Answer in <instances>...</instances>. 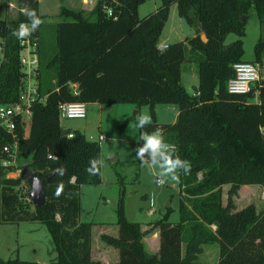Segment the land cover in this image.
Returning a JSON list of instances; mask_svg holds the SVG:
<instances>
[{
  "label": "trees",
  "instance_id": "1",
  "mask_svg": "<svg viewBox=\"0 0 264 264\" xmlns=\"http://www.w3.org/2000/svg\"><path fill=\"white\" fill-rule=\"evenodd\" d=\"M142 1L96 0L88 10L60 4L56 50L48 56L40 45V26L34 32L39 41V98L30 105L27 134L24 123L16 120V162L0 163V221L46 223L56 251L55 264H102L93 254L92 222L79 219L81 185L101 181V171L94 176L86 171L92 157L100 158V144L78 130L68 128L71 136L61 134L58 104L82 100L106 106L132 102L139 107L144 102H173L178 106L174 121L154 119L138 131L140 136L141 131L161 128L165 141L191 164L190 173H181L178 181L179 218L170 221L172 207H165L152 223L159 236L158 249L148 250L141 223L124 214L122 188L116 209L117 234H99L117 253L116 259L104 264H210L196 258L202 244L214 242L219 246L216 264H264V208L257 210L253 202L236 207L234 197L242 184L264 185V79L258 86L259 101L253 99V90H227V81L235 74L233 63L243 60L241 37L249 8L253 6L263 22L264 0H161L153 11L140 16ZM171 3H176L179 16L184 15L190 25L193 16L196 18L199 32L185 36L187 42L178 40L159 47ZM16 6L13 17L0 12L3 103L16 101L20 92V44L11 29L27 22L25 9L35 10L42 19L38 0H17ZM230 32L237 37L225 42ZM253 52V60H263V37L257 38ZM184 59L196 65L194 92L181 81ZM72 82L77 83L75 92ZM12 140L11 133L0 125V148ZM2 156L8 155L0 151ZM25 167L43 178L46 199L33 208L27 181L7 174L14 169L23 172ZM58 168H63L62 176L57 174ZM47 174L49 178H45ZM24 183L26 194H19L16 187ZM61 183L63 192L57 197ZM225 183L229 187L223 203ZM99 247L104 245L97 250ZM0 264L39 262L0 256Z\"/></svg>",
  "mask_w": 264,
  "mask_h": 264
},
{
  "label": "rangeland",
  "instance_id": "2",
  "mask_svg": "<svg viewBox=\"0 0 264 264\" xmlns=\"http://www.w3.org/2000/svg\"><path fill=\"white\" fill-rule=\"evenodd\" d=\"M11 1L12 3L7 4L5 0H0L1 15L5 14L10 17L16 15L17 0ZM56 2V0H43V5L40 8L44 15H42L43 23L40 25L39 41L46 56L56 50L55 25L59 20ZM59 2L68 4L69 0ZM93 2L89 5H92ZM160 2L161 0H143L138 6L139 15L144 16L153 11ZM85 9L88 10V6ZM180 17L176 3H171L168 18L162 29V34L169 43L178 41L179 38H185L180 27ZM191 27L194 29L191 35L199 32V25L194 16ZM260 36L264 38V21L259 20L254 7L251 6L245 24V34L241 37L244 48L242 58L253 59L254 43ZM236 37L235 33L230 32L226 35L225 42ZM194 72L196 73L195 63L184 59V62L181 63V81L189 92L196 90L193 86L196 80L193 81L192 78ZM176 109L177 104L173 102H154L152 104L144 102L139 107H136L132 102H119L107 106V109H104L103 104L99 102H88L86 103L85 117L59 118L62 127L78 130L87 138L96 140L100 144V159L104 161V166L101 169V181L96 184H82L80 189L79 219L92 222L91 243L94 255L97 254V246L104 245L112 251L110 256L114 259L117 258L114 247L105 244L99 238V234L101 231L117 234L116 209L122 188L124 189V214L127 219L141 223L142 228L145 229L144 241L148 250L155 252L158 249L159 236L156 231L152 237L155 232L152 223L165 210L168 198H170L172 207L169 220L173 222L178 220V182L157 185L154 178L141 167V162L136 158L134 151L139 142V131L134 127L135 113H147L152 120L171 122L174 120ZM28 128L27 123L24 129L25 134L28 133ZM99 133H103V139L98 138ZM8 174L9 176H21L22 170L14 169L8 171ZM198 175L201 176V174ZM27 187V184L24 183L16 189L19 194H26ZM228 187V183L222 185L223 203L226 201ZM263 193L264 185L242 184L234 196L235 206L241 208L253 202L257 210H260L264 208ZM33 207L31 203V208ZM218 252L219 246L216 242L204 243L202 251L197 253L196 259L216 264ZM0 256L2 258L18 256L21 259L36 260L39 264H55L56 251L46 223L30 219L18 222L0 221Z\"/></svg>",
  "mask_w": 264,
  "mask_h": 264
},
{
  "label": "built area",
  "instance_id": "3",
  "mask_svg": "<svg viewBox=\"0 0 264 264\" xmlns=\"http://www.w3.org/2000/svg\"><path fill=\"white\" fill-rule=\"evenodd\" d=\"M91 3L94 0H85ZM111 12V9H107ZM26 22V21H21ZM19 23V24H20ZM20 44V92L18 99L13 102H0V125L9 133L13 140L5 143L0 151L8 156H2L0 160L2 165L13 163L17 154V136L15 132L16 120L19 118L24 123V129L31 117L30 105L39 98L38 95V38L32 33L25 40H19ZM164 45V47H166ZM2 52V39L0 37V53ZM235 70L234 76L227 81V90L232 93H248L253 90L254 95L259 94L258 86L261 85L264 78V61L239 60L233 63ZM73 91L77 89V83H71ZM40 99H44L40 97ZM59 118H73L86 116V102L82 100H64L58 104ZM71 136L73 133L68 130L66 133ZM99 139L104 135L99 133ZM10 156V157H9ZM264 196V193H263Z\"/></svg>",
  "mask_w": 264,
  "mask_h": 264
},
{
  "label": "clouds",
  "instance_id": "4",
  "mask_svg": "<svg viewBox=\"0 0 264 264\" xmlns=\"http://www.w3.org/2000/svg\"><path fill=\"white\" fill-rule=\"evenodd\" d=\"M23 15L27 22H22L17 28L11 29V35L18 40H25L36 32L43 23L35 10L25 9ZM152 122V118L147 113H135V125L137 129H145ZM139 140L142 144L134 149L136 158L141 162V167L154 178L157 185H164L168 182H178L180 174L190 173L191 164L189 161L182 159L175 147L165 141L163 130L159 127L152 131H141ZM104 166V161L98 157H92L86 168L90 176L98 175ZM57 174L63 175V168L56 169ZM63 192L61 183L55 192L59 197Z\"/></svg>",
  "mask_w": 264,
  "mask_h": 264
},
{
  "label": "water",
  "instance_id": "5",
  "mask_svg": "<svg viewBox=\"0 0 264 264\" xmlns=\"http://www.w3.org/2000/svg\"><path fill=\"white\" fill-rule=\"evenodd\" d=\"M180 27L185 36L191 35L193 32V28L187 21L186 17L182 15L180 17ZM104 109H107V106L103 104ZM68 132L67 128L61 127V134H66ZM49 174L45 175V178H49ZM23 179L27 181L29 186V197L32 200L33 206L40 205L45 202V191L43 188V178L35 175L33 170L29 167H25L23 169ZM166 206L170 205V198L166 201Z\"/></svg>",
  "mask_w": 264,
  "mask_h": 264
},
{
  "label": "crops",
  "instance_id": "6",
  "mask_svg": "<svg viewBox=\"0 0 264 264\" xmlns=\"http://www.w3.org/2000/svg\"><path fill=\"white\" fill-rule=\"evenodd\" d=\"M57 2H56V4L58 5V9H59V5L60 4H64L63 2L61 3V2H59V1H63V0H56ZM95 1L96 0H94V2L92 3V5H89L90 3H87L85 0H69V2H68V4H66V5H69V6H73V7H83V8H87V6H88V8L90 9L92 6H93V4L95 3ZM8 3L10 4V3H12V1L11 0H9L8 1ZM41 5H43V0H38V10H39V13L41 14V15H44V13L41 11ZM44 6H46V5H44ZM58 13V12H57ZM164 27V26H163ZM193 31H194V29H193ZM201 33V37L203 38V39H205V35L203 34V32H200ZM37 36V35H36ZM185 37V36H184ZM38 38V37H37ZM183 40L184 42H186V39L185 38H179L178 40ZM166 38L163 36V34H162V32H161V34H160V37H159V39H158V46L159 47H161V46H164V45H166V44H168L169 42L166 40ZM38 48H39V41H38ZM38 56H39V52H38ZM244 60H253V59H245V58H243ZM263 61V60H262ZM192 78H193V81H195L196 80V83H193V86L196 88L197 87V84H198V76H197V72L195 73H193L192 74ZM264 79V78H263ZM262 79V80H263ZM187 89V88H186ZM253 99L255 100V101H259L260 100V98H259V94L258 95H254V97H253ZM177 113H178V106H177V109H176V113H175V117H174V120H175V118H176V116H177ZM31 118V117H30ZM173 120V121H174ZM29 122L30 121H28V125H29ZM172 122V121H171ZM68 129V128H67ZM103 134V133H102ZM99 135V134H98ZM1 159V158H0ZM16 162V157H15V160L13 161V163H15ZM1 163V162H0ZM10 171H12V170H10ZM17 171H19V170H17ZM8 174V173H7ZM9 175V174H8ZM22 175H23V172H22ZM21 175V176H22ZM15 176H17V175H15ZM23 178V177H22ZM237 198V197H236ZM154 234H156V230H155V232H153V236L152 237H154ZM156 243V242H155ZM158 245V244H157ZM158 248V247H157ZM115 249V248H114ZM151 251H154V250H151ZM112 251L110 250V248L109 247H107V246H104V247H99V249L97 250V254H96V256H98L100 259H101V263L102 264H104L105 262H110V260H113L114 258L113 257H111L110 256V253H111ZM115 252H116V249H115ZM102 260H104V261H102Z\"/></svg>",
  "mask_w": 264,
  "mask_h": 264
}]
</instances>
